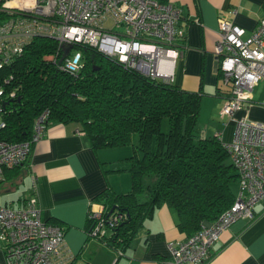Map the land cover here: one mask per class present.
Listing matches in <instances>:
<instances>
[{
  "label": "built area",
  "instance_id": "1",
  "mask_svg": "<svg viewBox=\"0 0 264 264\" xmlns=\"http://www.w3.org/2000/svg\"><path fill=\"white\" fill-rule=\"evenodd\" d=\"M0 13L7 14L0 17V68L32 37L44 35L56 40L55 53L45 58L59 69L75 72L80 55L73 45L88 44L124 67L170 82L174 59L183 47L177 44L183 38V28L177 23L179 9L170 2L0 0ZM107 19L121 30L102 27ZM216 22L212 52L221 83L227 87L217 114L233 125L230 140L220 141L237 173L236 191L232 204L211 222L182 240L168 241V258L159 264H203L219 232L237 218L251 219L253 205L264 201V121L250 119L245 113L252 105L264 106V101L251 96L253 87L264 81V15L248 31L224 16ZM12 95L13 90H9L7 96ZM3 96L0 87V112ZM237 110L242 112L240 116L233 115ZM44 117L42 111L34 118L28 139H0V179L3 168L20 164L31 143L39 138ZM214 134L218 136V130ZM30 180L33 185L34 176ZM87 218L90 225L86 234L99 238L104 228L111 230L124 214L115 210L103 214L101 207H90ZM61 242L62 228L40 219L33 191L18 207L0 204V264H67L68 258L58 256Z\"/></svg>",
  "mask_w": 264,
  "mask_h": 264
},
{
  "label": "trees",
  "instance_id": "2",
  "mask_svg": "<svg viewBox=\"0 0 264 264\" xmlns=\"http://www.w3.org/2000/svg\"><path fill=\"white\" fill-rule=\"evenodd\" d=\"M73 47L80 55L75 72L45 58L55 53L57 43L44 35L32 37L0 68L5 97L0 139H28L34 118L45 111L44 126L75 122L92 149L131 144L130 155L113 168L129 172V190L114 193L107 188L92 199L102 205L103 214L110 207L124 214L106 238L118 248L128 244L160 204L174 212L175 225L186 237L229 207L236 189L231 186L237 179L235 168L216 134L194 131L201 92L124 67L88 44ZM217 69L220 79L218 64ZM9 90L12 97L7 96Z\"/></svg>",
  "mask_w": 264,
  "mask_h": 264
},
{
  "label": "crops",
  "instance_id": "3",
  "mask_svg": "<svg viewBox=\"0 0 264 264\" xmlns=\"http://www.w3.org/2000/svg\"><path fill=\"white\" fill-rule=\"evenodd\" d=\"M158 1L178 7L177 23L183 28L179 43L183 47L174 59L170 82L183 90L200 91L199 110L203 104H209L211 110L217 104L218 109L227 87L220 86L217 58L212 52L217 17L224 16L248 31L264 15V0ZM245 113L250 119L264 121V108L252 105ZM241 114L237 110L233 115ZM211 127L201 130L202 134L214 133ZM130 151L126 145L92 149L77 123L50 122L19 168L2 173L0 192L9 194V200L2 203L18 207L33 191L40 219L62 228L58 256L68 258L67 264H159L168 258L167 242L186 237L165 204L152 209L123 248L106 243L111 233L108 228L99 238L86 234L88 209L102 208L92 200L94 196L107 188L114 193L129 190V172L113 168ZM13 188L17 193L10 197ZM252 212L251 220L237 218L220 231L203 264H264V201L255 203Z\"/></svg>",
  "mask_w": 264,
  "mask_h": 264
},
{
  "label": "rangeland",
  "instance_id": "4",
  "mask_svg": "<svg viewBox=\"0 0 264 264\" xmlns=\"http://www.w3.org/2000/svg\"><path fill=\"white\" fill-rule=\"evenodd\" d=\"M101 25H102V27L108 28L111 31H120L121 30L120 27L115 26L113 24V22H111V20H108V19L104 20L101 23ZM220 86L222 88H226V85H224L222 83H220ZM251 96H252V99L255 100V101H260V100L264 101V81L260 80L253 87V89L251 91ZM219 101L220 100H218V102ZM217 106H218L217 104H214L212 106V110L214 108V111H212L210 109L209 104L201 105L200 110H198V114H197V118H196V125H195L194 131L196 133L202 134L203 131H201V130H209L210 129V125H212V127H211L212 129L211 130L213 131V128H214V132H217V130H218V135L220 136V140L222 142H228L230 140V138H231L233 125H232V122L230 121V119L225 118V117L220 119L218 117ZM258 107L264 108V106H258ZM262 118H264V114H262ZM135 138H136V136L134 135L133 138H132V142L133 143L135 142ZM126 146L128 147L129 150H131V144H126ZM148 180H149V177H146L145 181H148ZM231 186L236 187V183L234 185H231ZM15 189L16 188L11 189L10 197L14 196L17 193V190H15ZM8 198H9V194L8 193L0 192V204H3L2 203L3 200L8 201L9 200ZM202 224H204V223H202ZM1 259L2 258L0 257V260Z\"/></svg>",
  "mask_w": 264,
  "mask_h": 264
},
{
  "label": "bare ground",
  "instance_id": "5",
  "mask_svg": "<svg viewBox=\"0 0 264 264\" xmlns=\"http://www.w3.org/2000/svg\"><path fill=\"white\" fill-rule=\"evenodd\" d=\"M9 62H10V61H9ZM9 62H8V63H9ZM8 63H6V64H8ZM4 65H5V64H4ZM4 65H3V66H4ZM3 66H2V67H3ZM1 89H2V88H1ZM2 91H3V89H2ZM12 96H13V95H12ZM1 110H2V101H1ZM1 117H2V116H1ZM44 128H45V126L43 127L42 132H43ZM42 132H41V135H42ZM41 135H40V136H41ZM40 136H39V137H40ZM38 139H39V138H38ZM25 140H26V139H25ZM21 141H22V140H21ZM18 142H20V141H18ZM34 142H35V141H34ZM34 142H33V143H34ZM33 143H31L30 147L33 145ZM30 147H29V149H28V151H27V154L25 155L24 159L21 161L20 164H18V165H16V166L21 165L22 162L26 159V157H27V155H28V153H29ZM16 166H12V167H16ZM5 168H6V167H5ZM2 173H3V170H2ZM1 179H2V176H1ZM209 250H210V249H209Z\"/></svg>",
  "mask_w": 264,
  "mask_h": 264
},
{
  "label": "water",
  "instance_id": "6",
  "mask_svg": "<svg viewBox=\"0 0 264 264\" xmlns=\"http://www.w3.org/2000/svg\"><path fill=\"white\" fill-rule=\"evenodd\" d=\"M112 207H110L107 211V213H109L111 211ZM204 224H207L208 222L207 221H203Z\"/></svg>",
  "mask_w": 264,
  "mask_h": 264
}]
</instances>
